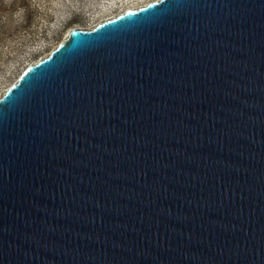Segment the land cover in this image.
<instances>
[{
	"label": "water",
	"instance_id": "95a60500",
	"mask_svg": "<svg viewBox=\"0 0 264 264\" xmlns=\"http://www.w3.org/2000/svg\"><path fill=\"white\" fill-rule=\"evenodd\" d=\"M0 264H264V0L150 1L29 64Z\"/></svg>",
	"mask_w": 264,
	"mask_h": 264
},
{
	"label": "rangeland",
	"instance_id": "374dc122",
	"mask_svg": "<svg viewBox=\"0 0 264 264\" xmlns=\"http://www.w3.org/2000/svg\"><path fill=\"white\" fill-rule=\"evenodd\" d=\"M155 0H0V96L74 28Z\"/></svg>",
	"mask_w": 264,
	"mask_h": 264
}]
</instances>
